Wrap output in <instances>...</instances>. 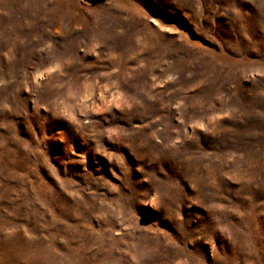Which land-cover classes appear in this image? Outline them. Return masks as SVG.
<instances>
[{
    "label": "rangeland",
    "instance_id": "374dc122",
    "mask_svg": "<svg viewBox=\"0 0 264 264\" xmlns=\"http://www.w3.org/2000/svg\"><path fill=\"white\" fill-rule=\"evenodd\" d=\"M0 264H264V0H0Z\"/></svg>",
    "mask_w": 264,
    "mask_h": 264
}]
</instances>
